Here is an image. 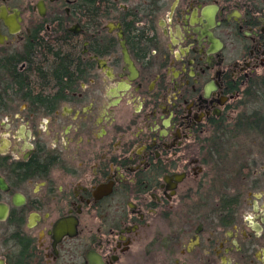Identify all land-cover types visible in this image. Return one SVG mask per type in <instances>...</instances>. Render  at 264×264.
<instances>
[{
  "label": "flooded vegetation",
  "instance_id": "flooded-vegetation-1",
  "mask_svg": "<svg viewBox=\"0 0 264 264\" xmlns=\"http://www.w3.org/2000/svg\"><path fill=\"white\" fill-rule=\"evenodd\" d=\"M0 264H264V0H0Z\"/></svg>",
  "mask_w": 264,
  "mask_h": 264
},
{
  "label": "water",
  "instance_id": "water-1",
  "mask_svg": "<svg viewBox=\"0 0 264 264\" xmlns=\"http://www.w3.org/2000/svg\"><path fill=\"white\" fill-rule=\"evenodd\" d=\"M1 184V183H0ZM90 264H95L94 261L92 259H90Z\"/></svg>",
  "mask_w": 264,
  "mask_h": 264
}]
</instances>
